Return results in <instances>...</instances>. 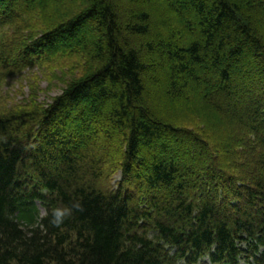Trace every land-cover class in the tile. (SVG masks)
Returning a JSON list of instances; mask_svg holds the SVG:
<instances>
[{
	"label": "trees",
	"instance_id": "obj_1",
	"mask_svg": "<svg viewBox=\"0 0 264 264\" xmlns=\"http://www.w3.org/2000/svg\"><path fill=\"white\" fill-rule=\"evenodd\" d=\"M263 34L264 0H0L2 70L80 57L0 112V264H264Z\"/></svg>",
	"mask_w": 264,
	"mask_h": 264
},
{
	"label": "rangeland",
	"instance_id": "obj_2",
	"mask_svg": "<svg viewBox=\"0 0 264 264\" xmlns=\"http://www.w3.org/2000/svg\"><path fill=\"white\" fill-rule=\"evenodd\" d=\"M21 1L28 2L29 0ZM36 22L39 24V20H36ZM61 43L64 45V42ZM61 59L57 60L56 63L39 61L26 65L21 70L11 72H6L0 68V112L50 104L56 96L63 92L72 76H76L79 72L77 69L80 68V65H78L80 57ZM211 110L212 116L223 120L226 126L228 124L229 127L237 130L241 128L238 122L230 118L225 123V119L214 108L211 107ZM177 139L178 143L176 142V144L185 148L186 141L180 138ZM192 154H194L193 151ZM187 155L191 156V153H187ZM118 177V175L115 176L112 183L115 184L119 179ZM241 264L248 263L243 262Z\"/></svg>",
	"mask_w": 264,
	"mask_h": 264
},
{
	"label": "clouds",
	"instance_id": "obj_3",
	"mask_svg": "<svg viewBox=\"0 0 264 264\" xmlns=\"http://www.w3.org/2000/svg\"><path fill=\"white\" fill-rule=\"evenodd\" d=\"M80 205L78 203H74L70 206H62L57 207L52 212V220L51 222L55 225H60L63 223L65 218L70 216L74 209H78Z\"/></svg>",
	"mask_w": 264,
	"mask_h": 264
}]
</instances>
